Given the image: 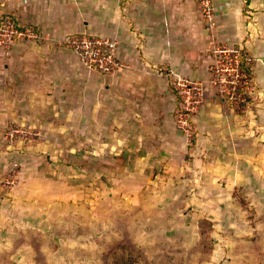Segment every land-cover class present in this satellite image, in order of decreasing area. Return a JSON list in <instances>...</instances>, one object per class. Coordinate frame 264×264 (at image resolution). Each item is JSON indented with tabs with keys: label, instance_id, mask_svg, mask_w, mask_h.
<instances>
[{
	"label": "rangeland",
	"instance_id": "374dc122",
	"mask_svg": "<svg viewBox=\"0 0 264 264\" xmlns=\"http://www.w3.org/2000/svg\"><path fill=\"white\" fill-rule=\"evenodd\" d=\"M32 42L0 37V264H264L260 177L232 176L242 160L217 157L203 128L186 153L207 98L242 107L229 96L238 84L214 83L212 46L206 75L191 79L200 83L191 128L175 116L172 138L128 143L88 126L83 103L43 112L11 104L6 58Z\"/></svg>",
	"mask_w": 264,
	"mask_h": 264
},
{
	"label": "crops",
	"instance_id": "0c3cea01",
	"mask_svg": "<svg viewBox=\"0 0 264 264\" xmlns=\"http://www.w3.org/2000/svg\"><path fill=\"white\" fill-rule=\"evenodd\" d=\"M213 9L215 27L208 31L195 0H0V15L40 35L17 44L6 58L4 94L15 97L12 105L36 112L56 104L57 111L62 101L83 103L88 126L127 134L128 143L168 131L172 138L177 103L168 78L204 77L205 53L214 41L238 46L249 65L253 102L233 111L207 98L197 114L194 146L206 129L222 152L217 157L242 160L244 169H232V176L260 177L264 189V0H213ZM80 33L117 41L120 71L90 70L59 43ZM194 146L186 145V153Z\"/></svg>",
	"mask_w": 264,
	"mask_h": 264
},
{
	"label": "built area",
	"instance_id": "2783aa9c",
	"mask_svg": "<svg viewBox=\"0 0 264 264\" xmlns=\"http://www.w3.org/2000/svg\"><path fill=\"white\" fill-rule=\"evenodd\" d=\"M173 1V0H162ZM178 1V0H174ZM203 20L206 24L208 31L213 30L215 27L214 21V9L213 0H195ZM0 37L3 38V43L11 44L15 40L18 41H37L40 39V35L31 29L21 28L15 25L10 19H7L0 23ZM62 46L72 51L79 60L89 69L94 70L103 75H114L122 68L117 57V41L90 35L88 33L71 34L65 36L60 42ZM212 49L208 58L210 62L215 63L210 69L214 74V83H217L219 79L224 78L222 81H229V84L235 85L230 98L235 97L240 103H243L246 99L245 92L249 90L250 82L248 76L241 70V55L242 51L240 47L222 43H211ZM210 55V56H209ZM200 83L195 82L189 78L182 76H174L172 78L171 86L177 93L180 101L181 110L183 113L179 116L178 122L188 123L189 116L194 112L197 101L192 102L190 106V99L198 93ZM223 91H221V94ZM16 134L31 135L32 133L17 130H13ZM12 131V132H13ZM12 133V137L13 134Z\"/></svg>",
	"mask_w": 264,
	"mask_h": 264
},
{
	"label": "trees",
	"instance_id": "16d2710c",
	"mask_svg": "<svg viewBox=\"0 0 264 264\" xmlns=\"http://www.w3.org/2000/svg\"><path fill=\"white\" fill-rule=\"evenodd\" d=\"M5 17L7 19H10L12 22H14L15 25H18L16 23V21L13 20L12 18L7 17V16H5ZM241 70H242L243 73H245L248 76V79H249V82H250L249 90H247L245 92L246 99H245V101L241 105L243 107V106H246V105H248V104H250V103L253 102V99H252L253 98L252 97L253 86H252L251 77H250L249 65L247 63V58L245 56L244 51H242V55H241ZM168 77H169V75H168ZM167 82H168L169 87L173 90V88L171 86L172 78L169 77L168 80H167ZM173 93H174V95L176 97V102H177V106H176L177 108H176V115L175 116L176 117H179L183 113V111L181 110V105H180V101L178 99L177 93L174 90H173ZM191 119H192V116H189L188 121H189L190 125L192 123ZM192 129L194 130V132L196 131L195 125H194V127ZM195 140H196V132L192 135V139L190 140V143H189V148H192L194 146Z\"/></svg>",
	"mask_w": 264,
	"mask_h": 264
}]
</instances>
